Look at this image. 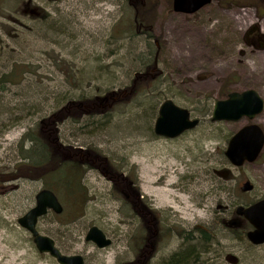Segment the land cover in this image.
Here are the masks:
<instances>
[{
    "label": "rangeland",
    "instance_id": "rangeland-1",
    "mask_svg": "<svg viewBox=\"0 0 264 264\" xmlns=\"http://www.w3.org/2000/svg\"><path fill=\"white\" fill-rule=\"evenodd\" d=\"M2 1L0 171L10 174L18 165L46 159L48 148L38 134L43 117L70 101L125 89L158 54L160 97L191 109L198 127L175 139L157 136L152 129L164 100L137 95L107 116L62 123L61 139L92 144L116 162L137 165L139 189L161 218L160 234L165 231L147 264H160L181 247L178 231L197 234L210 226L217 232L210 233L212 252L203 260L264 264V245L216 238L234 204L264 196V147L255 162L241 167L223 154L227 138L241 127L254 122L264 130V110L254 120L219 122L193 111L196 102L214 104L229 91L255 89L264 98V0H214L193 14L173 11V0H144L137 23L129 0H32L31 9H40L23 14L21 2ZM245 181L254 186L249 193L242 192ZM86 186L90 199L81 217L67 215L61 222L48 214L40 231L68 254L83 255L86 264H128L144 246L145 227L98 171L87 173ZM41 188L40 180L0 182V264H59L39 253L18 223ZM93 225L111 245L98 248L85 240Z\"/></svg>",
    "mask_w": 264,
    "mask_h": 264
},
{
    "label": "trees",
    "instance_id": "trees-1",
    "mask_svg": "<svg viewBox=\"0 0 264 264\" xmlns=\"http://www.w3.org/2000/svg\"><path fill=\"white\" fill-rule=\"evenodd\" d=\"M129 1L131 6L134 7V20L137 23L141 12L140 4H144L145 1ZM145 25L142 26L138 23L137 28L144 27V30H150V23L147 26ZM162 78L163 72L158 54H156L144 71L137 73L125 89L108 93L101 99L70 101L50 115L43 117L39 123L38 134L48 148L46 159L37 164L25 163L18 165L10 174L0 171V182L3 180L15 181L17 179L40 180L43 183V188L55 192L63 206L61 214L52 211L49 214L56 221L63 222V218L67 215L71 216L72 220H76L85 213L90 199L89 189L86 186V176L90 170L98 171L112 183L113 190L116 191L115 197L126 202L146 229L144 246L140 249L137 258L128 264H147L153 255L155 240L162 234V232L160 234L161 229L159 228L161 218L157 215V210L144 199L145 197L139 189L137 165L132 164L129 167V164L116 162L103 150L92 144L84 147L65 143L60 137V125L68 120L80 122V120L91 119L94 116H107V113L113 110L115 105L131 102L134 96L137 95L146 98L156 94L157 98L151 99L158 100V103L161 100H166L169 98L166 94L160 97L162 90L160 80ZM124 96L129 99L124 100ZM212 102L208 99L203 103L196 102L200 106H194L193 111L201 118L211 116ZM152 133H155L153 129ZM232 135L227 138L226 142L229 141ZM135 199L138 202H135ZM164 233L165 231H163ZM193 233L195 232L185 229L178 231L183 244L160 264H197L198 262L209 264L202 257L212 252L210 247L213 238H210V235L206 232L201 233V236L198 237H194ZM149 241L150 244L152 243V249ZM62 252L68 254L66 251L62 250Z\"/></svg>",
    "mask_w": 264,
    "mask_h": 264
},
{
    "label": "water",
    "instance_id": "water-1",
    "mask_svg": "<svg viewBox=\"0 0 264 264\" xmlns=\"http://www.w3.org/2000/svg\"><path fill=\"white\" fill-rule=\"evenodd\" d=\"M212 2L213 0H173V11L193 14ZM263 110L264 98L257 90L233 91L228 94L226 99L215 101L211 120L213 122L239 121L242 118L254 120ZM199 124L200 119L192 117L189 109L168 98L159 107L154 132L157 136L175 139L185 132L195 129ZM263 147L264 130L259 124L251 122L237 130L229 139L225 157L234 167H241L245 163L255 162L259 158ZM252 188L253 185L249 181L242 187L243 191H250ZM50 211L61 214L63 206L54 191L42 188L35 195L34 205L19 217L18 223L29 232L39 253L49 254L59 264H86L83 255L62 252L50 235L40 232L38 224ZM237 214L243 216L254 227L248 233L249 241L256 245L263 244L264 199L247 207L239 206ZM237 220L239 221V219ZM85 240L93 242L98 248L108 247L112 243L105 232L95 225L89 228ZM197 264L207 263L198 262Z\"/></svg>",
    "mask_w": 264,
    "mask_h": 264
},
{
    "label": "flooded vegetation",
    "instance_id": "flooded-vegetation-1",
    "mask_svg": "<svg viewBox=\"0 0 264 264\" xmlns=\"http://www.w3.org/2000/svg\"><path fill=\"white\" fill-rule=\"evenodd\" d=\"M4 1H2V2H4ZM16 1H18V3L21 2L23 4L22 5V10L18 11V12H21L22 14L24 12H26V13H29V12L30 13H36L40 9V6L32 7V9H31L30 3L32 2V0H16ZM14 8H17V6H15ZM246 182L247 181H245L243 183V185ZM253 189H254V186H253L252 190ZM252 190L243 191V189H242V192L243 193H249ZM262 199H264V196L257 197V198H255L253 200H250V201H243V202H240L238 204H234L235 206L233 205L231 207V210L227 213L228 217H230V218L229 219H227V218H223L222 219L223 231L220 233V235H217L216 238H226V239H231V240H240L241 239V240H244V241L248 242V244H250L251 246H256V247L264 245V243L256 245V244H253V243H251L249 241L248 233H249V231L253 230L254 227L243 216H239L237 214V208L239 206L247 207V206H250V205L254 204L255 202H257L259 200H262ZM237 219H239V221ZM214 230L216 231L215 226H210L209 228L199 227L198 231H197V234L193 233L192 235L194 237H198V236H201L200 235L201 233L203 234L204 232H206V233H208L210 235V238H213L210 233L213 232Z\"/></svg>",
    "mask_w": 264,
    "mask_h": 264
}]
</instances>
